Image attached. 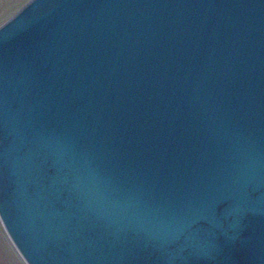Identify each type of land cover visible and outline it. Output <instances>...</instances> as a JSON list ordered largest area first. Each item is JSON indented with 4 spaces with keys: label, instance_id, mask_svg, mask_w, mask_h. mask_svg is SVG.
I'll return each instance as SVG.
<instances>
[{
    "label": "water",
    "instance_id": "water-1",
    "mask_svg": "<svg viewBox=\"0 0 264 264\" xmlns=\"http://www.w3.org/2000/svg\"><path fill=\"white\" fill-rule=\"evenodd\" d=\"M0 221L26 264H264V0L24 4Z\"/></svg>",
    "mask_w": 264,
    "mask_h": 264
},
{
    "label": "rangeland",
    "instance_id": "rangeland-1",
    "mask_svg": "<svg viewBox=\"0 0 264 264\" xmlns=\"http://www.w3.org/2000/svg\"><path fill=\"white\" fill-rule=\"evenodd\" d=\"M29 0H0V25L15 14ZM0 264H26L0 221Z\"/></svg>",
    "mask_w": 264,
    "mask_h": 264
}]
</instances>
